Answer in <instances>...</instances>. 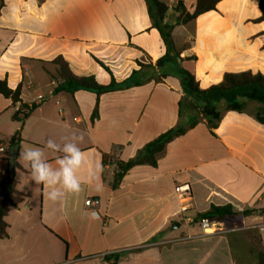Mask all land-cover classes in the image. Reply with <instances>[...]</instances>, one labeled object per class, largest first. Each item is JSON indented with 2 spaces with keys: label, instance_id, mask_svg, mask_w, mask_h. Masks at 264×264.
Masks as SVG:
<instances>
[{
  "label": "crops",
  "instance_id": "obj_1",
  "mask_svg": "<svg viewBox=\"0 0 264 264\" xmlns=\"http://www.w3.org/2000/svg\"><path fill=\"white\" fill-rule=\"evenodd\" d=\"M161 1L169 7L165 22L174 24L177 1ZM193 3L186 0L188 9ZM259 17V0H224L217 11L175 27L182 57H197L184 63L202 88L225 73L264 74V23L251 22ZM165 53L146 0H3L2 7L0 0V79L11 89L21 87L23 105L36 106L23 124L15 170L18 189L28 198L6 218L0 264H259L264 216L237 217L207 234L197 220L212 206L231 205L237 212L264 208V125L249 114L255 104L244 113H226L213 134L170 78L100 98L87 91L54 93L61 80L52 61L59 56L76 75L109 85L111 77L96 59L120 83L138 69L134 61L145 63L141 56L154 63ZM102 72L108 81L100 82ZM39 96L45 101L38 102ZM97 102L98 118L92 121ZM19 110L0 94L5 148L20 129L13 120ZM177 127L186 133L167 145L156 167L136 166L114 186L117 161L135 158ZM73 133L83 135V190L52 202L43 185L34 183L30 167L20 163V152L44 148L48 138L63 143ZM44 150L55 166L60 153ZM103 156L109 157L106 165ZM4 158L0 154V181L8 169ZM184 184L193 197L185 215L174 193ZM89 200L94 205L87 206Z\"/></svg>",
  "mask_w": 264,
  "mask_h": 264
},
{
  "label": "trees",
  "instance_id": "obj_2",
  "mask_svg": "<svg viewBox=\"0 0 264 264\" xmlns=\"http://www.w3.org/2000/svg\"><path fill=\"white\" fill-rule=\"evenodd\" d=\"M175 7L178 17L174 24L165 22L169 7L161 0H146L148 13L153 22V26L159 31L166 47L163 57L153 63L152 59L146 55L148 63L136 61L138 69L134 70L130 77L123 82H117L111 70L102 62L96 61L111 77L109 85H101L95 76L76 75L64 57L59 56L52 61L58 68L59 83L54 93L65 92L75 94L79 91L95 93L100 96L115 92L121 89L142 86L149 82L164 83L173 74L180 80V86L185 97L191 101L198 116L205 120L209 130L214 134L224 115L228 112L244 113L250 104L255 107L250 110L252 115L260 124L264 125V74L253 73L251 71L241 73H225L220 82L207 88H202L200 81L194 72L182 67V63L196 61L197 57L183 58L173 40V31L177 26H185L200 16L217 11L218 5L224 0H194L193 5L188 9L186 0H176ZM3 0H1V7ZM260 17L251 20L254 24L264 23V0H259ZM264 34V33H262ZM140 50V49H138ZM141 51V50H140ZM0 94L12 101L13 105H20V110L13 116L14 121L20 123V129L8 140L4 160L8 169L6 176L0 181V239L8 236L9 225L6 218L9 213L18 209L28 198L27 195L19 191L18 182L15 179V170L19 168L15 163L14 174L9 173L10 148L20 145L23 142L21 131L25 120L36 109V106L29 108L21 103V87L11 89L6 80L0 79ZM23 117L20 118L19 116ZM98 118V102L92 115V121ZM196 123L191 124L193 128ZM186 128L177 127L162 134L152 142L145 145L137 156L128 161H117V172L115 174L114 186H118L125 174L132 168L140 165L157 166L158 156L165 150L167 145L175 139L183 136ZM109 163V157L103 156V165ZM31 172V171H30ZM264 216L263 209L246 210L237 212L231 205L212 206L211 209L197 217V220L208 219L212 222L224 223L237 217ZM107 257L106 260H110ZM259 264H264V249L259 253Z\"/></svg>",
  "mask_w": 264,
  "mask_h": 264
},
{
  "label": "clouds",
  "instance_id": "obj_3",
  "mask_svg": "<svg viewBox=\"0 0 264 264\" xmlns=\"http://www.w3.org/2000/svg\"><path fill=\"white\" fill-rule=\"evenodd\" d=\"M82 140V134L73 133L71 139L63 138V143L48 138L44 148L28 147L20 152V158L27 162L31 169L34 183L43 185L48 200L56 202L68 194L79 195L82 192L78 174L87 162L85 153L79 147ZM45 148L53 153H60L55 158V166L46 158ZM259 231L264 236V227Z\"/></svg>",
  "mask_w": 264,
  "mask_h": 264
},
{
  "label": "built area",
  "instance_id": "obj_4",
  "mask_svg": "<svg viewBox=\"0 0 264 264\" xmlns=\"http://www.w3.org/2000/svg\"><path fill=\"white\" fill-rule=\"evenodd\" d=\"M36 100L41 103V102L45 101V98L43 96H39ZM5 152H6V148L3 147L2 145H0V154H5ZM174 193H175L176 198L180 201V204H181L180 212L183 215H185L191 209V201L193 198L191 187L188 184L177 186ZM86 205L92 206V205H94V203H93V201L89 200V201H86ZM92 215L95 218H100L99 213L95 210L92 211ZM183 220H186V218L184 217ZM200 226H201V229L203 231V234H207L209 230H211L213 228H219L220 223L212 222L208 219H203L200 221ZM262 227H264V223L259 225L258 229H260ZM259 233H260V231H259ZM260 239H261V243H262L263 248H264V236H262L261 234H260Z\"/></svg>",
  "mask_w": 264,
  "mask_h": 264
},
{
  "label": "rangeland",
  "instance_id": "obj_5",
  "mask_svg": "<svg viewBox=\"0 0 264 264\" xmlns=\"http://www.w3.org/2000/svg\"><path fill=\"white\" fill-rule=\"evenodd\" d=\"M192 0H188V2H190ZM169 12V11H168ZM179 31H182V30H179ZM182 33V32H180ZM141 60H143L145 63H148V60L146 59V57L144 56H141ZM130 62H133L132 60H130ZM136 63V61H134ZM137 65V64H136ZM182 67H185V68H188V64L187 63H184L182 64ZM98 78L100 80V82H105V81H108L109 80V76L108 74H105L104 72H102L101 74L98 75ZM170 80L174 83H177V84H180V80L178 78V76L176 74H173L172 77L170 78ZM42 92H45V90L43 89ZM20 163L23 165V166H26L28 167V164L27 162L23 161L22 159L20 160ZM5 167V166H4ZM233 220V219H232ZM255 231H257V229H255ZM249 236V235H248ZM246 236V237H248ZM250 238H252V236L250 235ZM262 244V243H261ZM263 247V245H262ZM264 249V248H263Z\"/></svg>",
  "mask_w": 264,
  "mask_h": 264
},
{
  "label": "water",
  "instance_id": "obj_6",
  "mask_svg": "<svg viewBox=\"0 0 264 264\" xmlns=\"http://www.w3.org/2000/svg\"><path fill=\"white\" fill-rule=\"evenodd\" d=\"M168 13L169 12H167V14ZM18 152H19V146L18 145H15V146L10 148V157H9V173H10V175L14 174L15 163L17 160Z\"/></svg>",
  "mask_w": 264,
  "mask_h": 264
}]
</instances>
